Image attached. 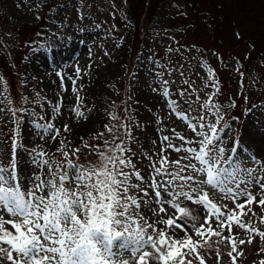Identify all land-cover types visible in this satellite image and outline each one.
<instances>
[{
    "label": "rangeland",
    "instance_id": "obj_1",
    "mask_svg": "<svg viewBox=\"0 0 264 264\" xmlns=\"http://www.w3.org/2000/svg\"><path fill=\"white\" fill-rule=\"evenodd\" d=\"M147 1L0 0V89L3 90L0 94V166L7 164V154L14 137L18 145L21 191L31 189L33 179L26 177L25 180L19 161L25 159L33 165L30 155L33 149H43L47 153L43 159L50 162H65L62 153L56 151L60 147L58 142L48 141V136L42 130L29 128L35 123L51 122L60 128L57 141H64L63 150L69 153L67 159L90 169L98 164L97 153L107 151L109 143L106 146L105 141L113 140L109 137L112 133L106 130L105 125L111 126V116L115 115L119 119L115 120L118 129L114 136L118 139L114 142H125L131 149L126 155L131 156L142 174H146V169L151 171L150 163L159 160L157 151L162 137L171 135L170 129L173 127L181 135L186 131L170 119L165 99L153 91L160 79L155 73L160 68L164 69V78L170 80V98L178 102L188 99L177 96V91L188 87L183 83L185 79L198 90L194 95H200L201 102L207 99L205 93L210 90L204 87V83L208 69H212L220 89L213 102L220 106L224 121L231 125L223 133L225 145L230 148L232 138L239 134L241 147L246 149L238 150L234 157L240 169L258 167L251 159L253 155L264 161V147L253 144L244 134L247 117L261 129L264 128V53L257 54L252 49L256 46L257 50L261 48L260 51H264V0H152L149 6ZM66 43L73 48L76 44L86 47L85 58L73 57L67 62L52 63V66L44 64V69H38L41 75L44 72L77 73V69L79 72L87 70L91 74L94 80L88 88L91 93L86 95L87 99L78 108L84 113L83 117L72 112V116L68 117V113L61 109L58 113L54 112V107L59 105L58 99L54 101L52 93L43 85V77L33 71L32 65L38 63L36 60L41 59L40 54L47 50L48 45L66 50ZM135 47H138L136 53ZM250 50L253 53L248 59L247 51ZM57 55L54 56L55 61L58 60ZM87 78L76 79L80 89L89 82ZM144 85L150 86L147 87L149 94L144 90ZM10 90L13 95L16 91V105ZM141 90H144L142 96ZM154 96L157 98L156 108L160 110L155 114L150 112L152 104L149 102L150 97ZM233 101L236 107H229ZM199 103L193 105L190 115L196 117L203 114L207 122H213L215 117L212 112L200 109ZM181 107L186 105L181 103ZM10 108L26 111L17 112L13 117ZM246 109H250L247 115ZM94 113L98 114L96 121L86 123L85 120ZM234 116L239 117L238 122L232 119ZM80 123L86 125L77 128ZM64 124L71 131L64 132ZM150 124L153 132L147 129ZM121 125H126V128ZM98 133H103V136L98 137ZM41 135H44V139H41ZM172 142L180 143L175 138ZM77 148L80 151L73 156L72 151ZM179 155L182 154L171 152L168 159L175 160ZM149 156L151 160L147 158ZM31 168L28 170L29 176L39 174L47 178L45 170L38 169L35 164ZM240 178L247 179L246 176ZM66 187L72 185L69 183ZM205 190L217 205L228 204L232 207L229 200L220 198L218 191ZM251 190L255 191V188ZM181 206L188 207L197 217L195 221L189 219V225L195 223L199 226L203 223L205 212L201 206L188 201H183ZM149 207L150 204L142 205L144 211ZM252 208L255 217L249 213L242 217V222L264 231V224L260 223L264 208L255 204ZM4 215L8 218L7 214ZM233 233H238V238L243 239L254 236L252 243L237 245L243 255L237 256L236 264H260L264 260V251H260L264 248V240L236 227H233ZM217 250L220 252L219 264H233L227 255L230 248L216 243L211 248L200 250L206 264H217ZM233 255L236 256V253Z\"/></svg>",
    "mask_w": 264,
    "mask_h": 264
},
{
    "label": "snow or ice",
    "instance_id": "obj_2",
    "mask_svg": "<svg viewBox=\"0 0 264 264\" xmlns=\"http://www.w3.org/2000/svg\"><path fill=\"white\" fill-rule=\"evenodd\" d=\"M155 76L160 79L153 91L165 99L170 119L186 131L181 135L173 127L171 135L162 137L157 151L159 160L150 163L151 171L146 169V174L126 155L131 149L125 142H114L116 136L106 152L97 153L98 164L86 169L67 159L64 141H57L60 128L51 122L35 123L34 128L42 130L48 141L59 143L56 151L62 153L65 162H50L43 159L47 155L43 149H33L32 163L45 170L47 178L36 174L31 189L21 191L18 145L14 137L11 139L7 164L0 166V264H206L200 250L211 248L213 243L228 246L227 255L236 264L237 256L243 255L237 245L252 243L254 236L238 238L233 227L264 240V231L242 222L249 213L255 217L252 205L264 208V161L253 155L251 159L258 167L240 169L234 157L238 150L246 149L241 147L239 134L232 138L230 148L225 145L223 133L231 125L213 102L220 91L213 70L208 69L206 74L204 87L210 91L202 102L200 95H194L198 90L189 80L183 81L187 88L177 91L178 97L188 99L178 102L170 98V80L164 78V69L160 68ZM197 102L200 109L212 112L213 122H207L203 114L190 115ZM181 103L186 107H181ZM229 107H236L235 102ZM9 111L15 117L17 112L26 110ZM53 111L58 113L60 106L56 105ZM73 111L77 116L84 115L78 108ZM249 111L246 109L245 115ZM111 119L119 118L113 115ZM232 119L239 121V117ZM62 127L64 132L71 131L67 124ZM105 128L113 132L114 126ZM97 135L101 137L103 133ZM173 138L180 143H173ZM108 143L105 141L106 146ZM192 144L196 146H188ZM79 151L73 149L72 155ZM171 152L182 155L169 160ZM147 158L151 160L150 156ZM69 183L72 187H66ZM206 188L218 191L220 198L229 200L232 207L217 205ZM183 201L201 206L205 212L203 223L188 224L189 219L195 221L197 217L188 207L181 206ZM144 204H150L147 211L142 208ZM260 223L264 224V216ZM216 257L219 264L218 250Z\"/></svg>",
    "mask_w": 264,
    "mask_h": 264
},
{
    "label": "bare ground",
    "instance_id": "obj_3",
    "mask_svg": "<svg viewBox=\"0 0 264 264\" xmlns=\"http://www.w3.org/2000/svg\"><path fill=\"white\" fill-rule=\"evenodd\" d=\"M49 43V41H47ZM63 43H65V41H63ZM61 43V44H63ZM67 45V43H66ZM49 47H51V45H48ZM47 48V50L43 53L40 54L41 59L36 60L38 61V63L36 62V64H33V71L34 73H36L37 75H41L38 68L44 69V64L47 66H52V63H56L57 64H61L64 62L69 61L70 59H72L73 57H75L76 59H79L81 57V59L85 58V55L87 52L86 51V47L79 45V47L76 44V47H71V45H67L66 50L63 49V47H59V49H63V51H59V49L55 47H51V48ZM69 47H71V49H75L71 50L69 49ZM55 49H57V51H59L58 55H57V51H55ZM69 49V50H68ZM74 53H76L74 55ZM57 55L58 60L55 61L54 60V56ZM132 69V67H131ZM68 71L65 72H53V73H47L44 72L43 75H41L43 78V85L46 87V89L48 91H50V93H52V98L54 99V101H57L58 99V103L60 106V109L63 112H67V116H72V113H75L73 111L74 108H79V106H81V103H83L84 100H86V95H89L91 92L90 90L88 91V88H90L92 86L93 83V78L91 76V74L86 70V71H82L79 73H67ZM87 78V80L89 81L87 83V85H85L84 87H82L81 89L77 86V83L79 81L76 82V79L81 78V80H85V78ZM73 81H75V84H73ZM142 83V82H141ZM140 83V85H141ZM147 83H149V81H147ZM81 86V85H80ZM76 88V92H73V88ZM147 87L150 86H146L144 85V90L147 91L148 93V89ZM85 89V91H84ZM144 90H141V96L144 94ZM88 92V93H85ZM149 94V93H148ZM152 94V87H151V91H150V95ZM77 95L80 97L79 100H77ZM151 100H149V102H151L152 104V110L151 108L148 106V108H150V112L155 114L158 113L160 110L159 108H156V103H157V98L154 96L153 98L150 97ZM72 112V113H71ZM143 113L145 114V111H143ZM147 114V113H146ZM92 115V114H91ZM89 115V117L87 118V120H85V122H89V124H92L94 121H96L98 114L94 113V116ZM148 115V114H147ZM86 123L79 125V127L77 126V128H81L82 126H85ZM31 130L34 129V131L36 130L34 128V125L29 127ZM147 129L149 131L153 130V126L150 124V126H147ZM153 132V131H152ZM244 134L246 137L250 138L253 142V144H256L258 147L260 146L261 148L264 147V128L261 129V127L257 126V123L253 122L250 118L247 117V119H245V123H244ZM20 164V168H21V172L24 173V178L26 180V177H29V179H33V177L36 175H31L29 176L28 170L32 169L31 167L34 166L31 165L28 161H26L25 159L22 161H19Z\"/></svg>",
    "mask_w": 264,
    "mask_h": 264
},
{
    "label": "trees",
    "instance_id": "obj_4",
    "mask_svg": "<svg viewBox=\"0 0 264 264\" xmlns=\"http://www.w3.org/2000/svg\"><path fill=\"white\" fill-rule=\"evenodd\" d=\"M151 2H152V0H148L147 3H146L147 6L151 5ZM220 19H222V18H220ZM194 25H195V24L193 23L192 26H194ZM140 29H141V27H140ZM135 49H137V48L135 47ZM252 49H253V50H256V51H254V52H256L257 54H259V52L264 53V51H260L261 48H259V49L257 50L256 46H254ZM231 52H233V51H231ZM252 53H253L252 50L247 51L248 59H249V57L251 58ZM248 59H247V61H249ZM247 61H246V62H247ZM8 80H9V83H10V79H8ZM10 84H11V86L14 87V85H13L12 83H10ZM9 92H10V94H11V96H12V95H13L12 91L10 90ZM15 93H16V91L14 92V95L12 96V98H13L12 100H13L14 104L16 105V102H17V95H16Z\"/></svg>",
    "mask_w": 264,
    "mask_h": 264
}]
</instances>
